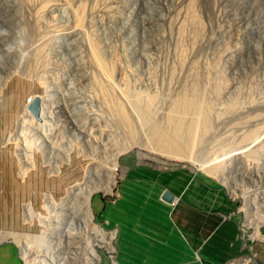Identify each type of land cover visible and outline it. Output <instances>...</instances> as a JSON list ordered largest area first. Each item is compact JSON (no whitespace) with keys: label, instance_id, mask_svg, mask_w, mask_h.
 Wrapping results in <instances>:
<instances>
[{"label":"rangeland","instance_id":"374dc122","mask_svg":"<svg viewBox=\"0 0 264 264\" xmlns=\"http://www.w3.org/2000/svg\"><path fill=\"white\" fill-rule=\"evenodd\" d=\"M192 91L208 103L207 125L194 139L180 131L178 141L229 184L210 180L234 199L244 237L260 242L264 221L261 236L246 221L264 216V0H0V230L26 233L36 264H83L89 246L94 264H107L114 239L96 240L114 229L92 197H117L122 161L204 176L151 152L161 136L174 139L167 115ZM135 95L150 100L145 119ZM36 96L39 119L26 111ZM131 141L148 147L127 149ZM2 237L20 251V241Z\"/></svg>","mask_w":264,"mask_h":264},{"label":"crops","instance_id":"0c3cea01","mask_svg":"<svg viewBox=\"0 0 264 264\" xmlns=\"http://www.w3.org/2000/svg\"><path fill=\"white\" fill-rule=\"evenodd\" d=\"M133 159L122 161L117 197L94 207L114 229L116 264H226L251 251L250 264H264V239L243 237L234 199L218 183L189 167ZM21 263L16 243L0 241V264Z\"/></svg>","mask_w":264,"mask_h":264},{"label":"bare ground","instance_id":"6f19581e","mask_svg":"<svg viewBox=\"0 0 264 264\" xmlns=\"http://www.w3.org/2000/svg\"><path fill=\"white\" fill-rule=\"evenodd\" d=\"M45 1H48V0H45ZM48 3V2H47ZM47 5V4H46ZM44 10V9H43ZM36 11V9H35ZM42 11V10H40ZM40 16V15H38ZM41 17V16H40ZM39 17V18H40ZM37 18V17H36ZM39 20V19H37ZM36 21V20H35ZM40 22V21H39ZM48 23V22H47ZM25 24V23H24ZM42 24V23H41ZM32 26V25H31ZM37 27V26H36ZM52 27V26H51ZM82 27V26H81ZM46 28V27H45ZM48 28V27H47ZM47 30V29H46ZM52 30V29H51ZM76 30V29H75ZM31 31V30H30ZM40 31V30H39ZM41 32V31H40ZM33 33V32H32ZM37 35H39L37 33ZM43 38V37H42ZM40 42V41H39ZM36 43V42H35ZM41 44V43H40ZM28 45V44H27ZM37 46V45H36ZM28 47V46H27ZM39 47V45L37 46ZM36 50V49H35ZM40 51V50H39ZM34 52V51H33ZM37 51H35L34 53H36ZM24 53V52H23ZM33 53V54H34ZM35 55V54H34ZM37 55V54H36ZM35 61V60H34ZM34 63V62H33ZM35 64V63H34ZM41 64V63H40ZM35 67V65H33ZM26 72V71H25ZM30 72V71H29ZM30 74V73H29ZM21 77V76H20ZM209 78V77H208ZM196 92V91H195ZM191 92H189L188 94H190ZM186 94V93H184ZM181 95V96H184ZM187 95V94H186ZM186 95L184 97H182V99L180 100V103L179 105H176L178 102L176 103H173L172 107L170 108V111L168 113V118L171 119L173 121V124L171 125L172 126V130L175 129V131H173L172 134H176L174 135V139H170L169 138H165V136H161V139L160 140V144L158 145V149H151V152H155L156 154H159L160 155H164L166 158H173V159H176V160H179V161H186L192 165H194L197 169H199L203 175L209 179V180H220L222 183H224L225 185H227L228 183L226 181H224L223 179H221L220 177H218L217 175H215V173L211 170L212 168L208 165V162L207 164H205L203 161L201 162H198L200 160H194V157H191L189 156V149H186V144L183 145V143L179 142L178 140L180 139L179 137V134H180V131H181V135H182V132L185 131L186 135L187 136H190L191 138L190 139H194L195 136L197 134H199L198 132L202 129H204L207 125V113L209 111V106H208V103L206 104L205 101L202 103L201 99H199L200 97H197L193 94V91H192V94L190 95H187L189 97H186ZM127 97V96H125ZM134 97H138V96H134ZM133 97V98H134ZM140 100H139V99ZM138 98H134V99H138L135 103L138 111H139V114H141L142 118L145 119L148 117V107L150 106H147V104L150 102V100H147V101H144V102H141V96H139ZM146 98H149V97H146ZM180 98V97H179ZM124 99H127V98H124ZM132 99V98H131ZM33 101V100H32ZM175 102V101H174ZM151 104V103H150ZM130 105V104H129ZM171 105V104H170ZM207 105V106H206ZM26 108V107H24ZM28 108H26V111H27ZM131 111H132V108H131ZM133 112L134 111V108H133ZM41 113V112H40ZM123 113V112H122ZM124 116H125V113H123ZM136 114V116L138 117V114L137 112L134 113V115ZM140 116V115H139ZM151 116V115H150ZM186 122H185V121ZM183 122H185V125H184V129L181 128L183 127L182 124ZM169 127V126H168ZM170 129V128H169ZM170 129V130H171ZM171 130V131H172ZM5 135V134H4ZM179 136V137H178ZM182 137V136H181ZM46 138V137H45ZM165 138V139H164ZM160 139V137H159ZM188 139V138H187ZM95 140V139H94ZM194 141V140H192ZM188 142V141H186ZM191 142V141H190ZM189 142V143H190ZM134 145H138V147H141V148H144V144L143 143H138L136 141H131V143L128 145L127 149L131 148L132 146L134 147ZM25 147V146H24ZM148 147V146H147ZM145 147V148H147ZM149 148H152V147H149ZM27 150V149H26ZM25 158V157H24ZM117 156L114 155L111 160L108 162L109 164V170H108V173H109V176H108V180L106 183H108L105 188L103 189L105 192H110L111 191V187L113 185V177H114V174H115V168H116V164H117V160H116ZM196 159V158H195ZM106 164V163H105ZM107 166V165H106ZM229 185V184H228ZM227 185V186H228ZM229 187V186H228ZM68 192L70 194H76L75 193V188L73 186H69L68 187ZM90 195L89 194H86V197H85V200H84V210L87 214V217L85 218L84 220V224H85V227L87 228V226L89 224L92 223V219H91V212H90V208H89V197ZM65 200V199H64ZM66 203H64L65 205ZM246 207H247V212L249 213V210H250V207L249 205L247 204V200H246ZM255 209V208H254ZM64 212L66 211H70L71 214H73V211H75V209L73 210L72 208H68V207H65L63 208ZM264 212V211H263ZM264 221V216L257 220V222L253 223L251 221V219H249V217H247V223L246 224H249L253 227V236H261L259 235V230H258V227L259 225ZM94 227V225H93ZM257 231H258V234H257ZM0 235L3 236L2 238H8V237H12L15 239V242L16 241H20V243H22V247L20 248V254H21V258L23 260V264H36L34 262V258L32 256V252L33 250H30V244L29 240L28 239V235L26 233H14V232H7V231H3V230H0ZM97 235V234H96ZM34 236V235H33ZM103 238H100L101 240H96L97 243H105V244H110V241L111 239L113 238V232L110 233V234H102L101 235ZM36 238V236H34ZM38 240V239H37ZM36 240V241H37ZM38 242H41V241H38ZM74 243H75V240H74ZM33 244V243H32ZM31 244V245H32ZM37 244V243H36ZM41 245V243L39 244ZM32 247V246H31ZM42 247V246H40ZM71 247H74V249H76L75 247H77L76 251H74V253H77V250L81 249V246H74V244H69V249ZM37 248V247H36ZM34 248V250L36 249ZM39 248H37L38 250ZM37 250H35V254L36 253H40L42 252L41 250L38 252ZM43 250V249H42ZM44 251V250H43ZM73 253V254H74ZM34 254V252H33ZM72 254V253H71ZM88 254L89 256H80L81 253L79 255L76 254V256H72V259L76 260L79 256V260L80 262L83 260V264H86L85 262H87L88 264H94L95 260L98 259V255L95 253V251L93 250V247L92 246H89L88 247ZM36 255H39V254H36ZM41 256V255H40ZM44 256V255H43ZM42 257V256H41ZM38 258V257H37ZM69 258V256H68ZM47 261H45L44 259H40V262H38L39 264H53L54 262V259H48L46 258ZM42 260V261H41ZM86 260V261H85ZM56 263V262H55ZM54 263V264H55ZM70 264H74V263H70ZM113 264V262H112Z\"/></svg>","mask_w":264,"mask_h":264},{"label":"built area","instance_id":"2783aa9c","mask_svg":"<svg viewBox=\"0 0 264 264\" xmlns=\"http://www.w3.org/2000/svg\"><path fill=\"white\" fill-rule=\"evenodd\" d=\"M25 103L30 104V103H32V100L28 98V99H26ZM242 235L244 237L243 232H242ZM112 239H114V237ZM245 239L249 240L250 242H252L254 240H258L255 238L249 239L248 237H246ZM105 253H106V256H105L106 263L111 264V261L114 260V263L116 264V262H115V249H113V251H111V252L106 251ZM253 258H254V253H253V251H251L249 254L243 255L242 257L237 258L236 260H231L226 264H250L251 261L253 260Z\"/></svg>","mask_w":264,"mask_h":264},{"label":"water","instance_id":"95a60500","mask_svg":"<svg viewBox=\"0 0 264 264\" xmlns=\"http://www.w3.org/2000/svg\"><path fill=\"white\" fill-rule=\"evenodd\" d=\"M27 108L31 111L35 119H39L40 100L38 96L34 98L32 103H30ZM162 197L167 202L172 200V195H170L168 192H164Z\"/></svg>","mask_w":264,"mask_h":264},{"label":"trees","instance_id":"16d2710c","mask_svg":"<svg viewBox=\"0 0 264 264\" xmlns=\"http://www.w3.org/2000/svg\"><path fill=\"white\" fill-rule=\"evenodd\" d=\"M96 201H100V202H101V201H103V200H102V199H98V200H97V197L94 198V196H93V197H92V208H93V209H94V207H95V204H96L95 202H96ZM96 215H98V214L96 213Z\"/></svg>","mask_w":264,"mask_h":264}]
</instances>
